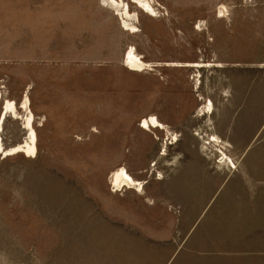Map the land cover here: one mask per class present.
Wrapping results in <instances>:
<instances>
[{
	"label": "rangeland",
	"instance_id": "1",
	"mask_svg": "<svg viewBox=\"0 0 264 264\" xmlns=\"http://www.w3.org/2000/svg\"><path fill=\"white\" fill-rule=\"evenodd\" d=\"M127 1L137 32L103 0H0V115L28 94L38 134L0 151V264H264V0ZM199 61L223 66L166 64ZM123 166L143 192L111 185Z\"/></svg>",
	"mask_w": 264,
	"mask_h": 264
},
{
	"label": "bare ground",
	"instance_id": "2",
	"mask_svg": "<svg viewBox=\"0 0 264 264\" xmlns=\"http://www.w3.org/2000/svg\"><path fill=\"white\" fill-rule=\"evenodd\" d=\"M133 2H136L138 6H140L144 11L150 12L152 14H156L157 10L154 7V5L151 3L150 0H132ZM104 4L108 7H111L114 9L122 18V23L126 27L127 30H132L134 32H137L139 29L136 26V24L133 22V20L139 18V13L132 12L130 8V3L127 0H103ZM125 64L128 66L129 69L132 71H139L142 72L146 69V65L149 63L144 60V58L137 52L135 47H131V49L128 51V53L125 55ZM170 66H177V67H191V68H198L200 70L201 68L206 67H221L223 66L222 63H211V62H188V63H166ZM150 66V64H149ZM200 76V74H199ZM200 80V79H198ZM3 99V92L0 86V102ZM20 108L25 112V115H22L20 112ZM17 105L16 101L13 100H7L6 104L3 106L1 115H0V129L4 130V123L8 117V115L11 113L16 118H23L25 119V128L30 133V136L26 138L23 142L18 143L12 147L6 148L4 146V139L2 137V134L0 135V151L4 156H10L15 154H21L24 153L28 156H36L38 153V134L35 127V121H36V115L32 109V101L28 94H26L22 105ZM202 115H209L212 114L214 111V102L212 99L206 100V103L202 106ZM141 127L148 131H152L153 129H168V126L163 123L159 117L156 115H151L150 117H146L142 120V123L140 124ZM211 142H217L221 143L222 140L220 137L216 134H213L210 138ZM179 136L178 134H174L171 138L170 144H174L179 142ZM223 151V150H222ZM166 152V151H165ZM223 162H226L225 164H228L230 169L233 171V169H238L237 163L234 161V159L229 156L225 151H223V157L221 158ZM227 159V160H225ZM111 185H113L114 188H117L116 190H119L121 187H128L129 189H135L138 192H143L145 189V181L138 179L137 177L133 176L129 170L123 166L119 167L117 170L113 171V174L111 175L110 179Z\"/></svg>",
	"mask_w": 264,
	"mask_h": 264
},
{
	"label": "crops",
	"instance_id": "3",
	"mask_svg": "<svg viewBox=\"0 0 264 264\" xmlns=\"http://www.w3.org/2000/svg\"><path fill=\"white\" fill-rule=\"evenodd\" d=\"M236 205H244V204H236Z\"/></svg>",
	"mask_w": 264,
	"mask_h": 264
},
{
	"label": "flooded vegetation",
	"instance_id": "4",
	"mask_svg": "<svg viewBox=\"0 0 264 264\" xmlns=\"http://www.w3.org/2000/svg\"><path fill=\"white\" fill-rule=\"evenodd\" d=\"M164 154V153H163Z\"/></svg>",
	"mask_w": 264,
	"mask_h": 264
}]
</instances>
